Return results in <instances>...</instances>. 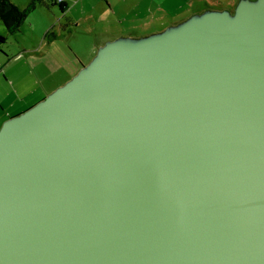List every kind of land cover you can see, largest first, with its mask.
<instances>
[{"label":"water","instance_id":"95a60500","mask_svg":"<svg viewBox=\"0 0 264 264\" xmlns=\"http://www.w3.org/2000/svg\"><path fill=\"white\" fill-rule=\"evenodd\" d=\"M0 264H264V0L108 40L4 120Z\"/></svg>","mask_w":264,"mask_h":264},{"label":"rangeland","instance_id":"374dc122","mask_svg":"<svg viewBox=\"0 0 264 264\" xmlns=\"http://www.w3.org/2000/svg\"><path fill=\"white\" fill-rule=\"evenodd\" d=\"M11 1L22 8L30 2ZM54 1L37 0L14 33L0 20V126L73 77L106 41L155 32L173 9L199 13L238 0H62L64 10Z\"/></svg>","mask_w":264,"mask_h":264},{"label":"trees","instance_id":"16d2710c","mask_svg":"<svg viewBox=\"0 0 264 264\" xmlns=\"http://www.w3.org/2000/svg\"><path fill=\"white\" fill-rule=\"evenodd\" d=\"M56 1V0H55ZM54 1V2H55ZM37 0H30L24 8L19 7L11 0H0V20L8 33H14L24 22L28 13L35 7ZM61 9L64 10L65 2L58 0ZM4 37L0 36V41H4Z\"/></svg>","mask_w":264,"mask_h":264},{"label":"flooded vegetation","instance_id":"af4514ba","mask_svg":"<svg viewBox=\"0 0 264 264\" xmlns=\"http://www.w3.org/2000/svg\"><path fill=\"white\" fill-rule=\"evenodd\" d=\"M228 10L232 11L233 8H227ZM170 12H172L174 15L172 16L171 19L169 20H165V21H161L159 23V29H156L155 32H159L161 30H163L166 26H169V25H173V24H177L178 22L184 20L187 16H190L191 14H194L196 12H190V11H186L184 10L183 8L180 10L178 9H173L171 10ZM189 13V14H188ZM180 15V16H179ZM177 18V19H176ZM164 23V24H163ZM154 33V32H152Z\"/></svg>","mask_w":264,"mask_h":264},{"label":"crops","instance_id":"0c3cea01","mask_svg":"<svg viewBox=\"0 0 264 264\" xmlns=\"http://www.w3.org/2000/svg\"><path fill=\"white\" fill-rule=\"evenodd\" d=\"M96 50V49H95ZM34 104V102H32V103H30L28 106H26V107H30L31 105H33ZM24 109H26V108H24ZM23 111V110H22ZM12 116V115H11Z\"/></svg>","mask_w":264,"mask_h":264}]
</instances>
